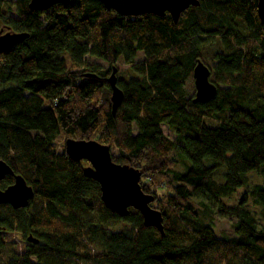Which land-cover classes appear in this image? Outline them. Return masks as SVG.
Here are the masks:
<instances>
[{
  "label": "trees",
  "instance_id": "trees-1",
  "mask_svg": "<svg viewBox=\"0 0 264 264\" xmlns=\"http://www.w3.org/2000/svg\"><path fill=\"white\" fill-rule=\"evenodd\" d=\"M29 2L0 0V27L27 33L0 54V160L34 190L24 208L0 204V249L11 247L0 264H264V25L257 0H199L176 23L169 14L122 16L99 0L45 11ZM216 42L207 63L205 48ZM138 52L144 59L136 62ZM118 59L134 76H117L123 99L113 114L107 78ZM198 60L217 87L207 102H194L184 88ZM61 133L107 144L113 161L140 168L163 233L144 226L134 208L124 217L106 208L98 182L83 173L87 162L56 144ZM249 172L262 182L248 184ZM13 182L5 176L0 189ZM240 188L239 202L228 205ZM216 215L234 220L220 239Z\"/></svg>",
  "mask_w": 264,
  "mask_h": 264
},
{
  "label": "water",
  "instance_id": "water-1",
  "mask_svg": "<svg viewBox=\"0 0 264 264\" xmlns=\"http://www.w3.org/2000/svg\"><path fill=\"white\" fill-rule=\"evenodd\" d=\"M68 0H30L29 8L45 11L55 3ZM106 9H113L122 16H138L154 14L163 16L168 13L176 23L180 14L189 6H198L199 0H99ZM257 15L264 25V0H257ZM27 37L26 33H18L7 29H0V54L11 50L17 43ZM87 75V74H86ZM93 76V75H87ZM195 96L194 102H207L217 91V87L209 79L210 69L198 60L193 68ZM107 82L111 89V109L115 114L122 102L123 92L117 86L116 67L113 66ZM65 154L73 161L87 162L83 173L100 186V199L104 206L120 217L129 213V208L138 210L143 218V225L155 227L163 233V217L159 210L151 206L153 195L145 193L140 185L141 170L128 164L113 161L110 146L93 139H76L67 137L64 143ZM7 175H12L14 182L4 189H0V204H9L14 209L24 208L33 198L34 190L25 179L15 174L13 169L0 160V181ZM29 241L37 239L28 237Z\"/></svg>",
  "mask_w": 264,
  "mask_h": 264
},
{
  "label": "rangeland",
  "instance_id": "rangeland-1",
  "mask_svg": "<svg viewBox=\"0 0 264 264\" xmlns=\"http://www.w3.org/2000/svg\"><path fill=\"white\" fill-rule=\"evenodd\" d=\"M10 1H13V0H10ZM11 10H12L11 15L16 16L14 7H12ZM217 48H219L218 42H216L215 45H213L212 47L205 48L206 60H204V61H206L207 63H210L211 54L213 53L214 49H217ZM143 59H144V54L142 52H138L136 57H135V61L138 62V61H141ZM86 61L88 64H95L100 68H105V69L108 68V64L99 58H95L92 56H86ZM114 66L116 67V76L121 77L123 79H127L129 77L134 76V74L131 72L130 65L124 63L121 59H118ZM109 75H108V77H109ZM220 87L223 88L224 86H222V84H220ZM184 88H185L187 96L190 97V96L194 95L195 86H194V79H193L192 75H190L189 78L186 80ZM161 130L170 139H174V137H175L174 133L171 132L167 128L166 125L162 124ZM66 138L67 137L64 136L62 133H61V135L59 134L57 136L56 144L58 145V147H60V148L63 147ZM93 140H95V139H93ZM86 165H87V163H86ZM247 175H248V184H254V183L262 182L260 175H258L257 173L249 172V173H247ZM243 190H244V188L238 189L236 192H234V194L232 195L231 198L225 199L224 201L228 205L237 204L242 197ZM233 221H234L233 218H230V217H220L217 215L214 217L213 222H212V228L215 231L217 238H219V239L223 238V236L225 234L228 235V234H231L233 232V228H232ZM113 226L115 229H119V228L126 229V226L123 223H114ZM85 242L86 243H85L84 248L90 249L91 251H93L94 247L92 245H90L87 240ZM10 256H11V247L10 246H7L5 249H0V263L7 261V259H9ZM83 264H85V263H83ZM87 264H93V263L87 262Z\"/></svg>",
  "mask_w": 264,
  "mask_h": 264
},
{
  "label": "flooded vegetation",
  "instance_id": "flooded-vegetation-1",
  "mask_svg": "<svg viewBox=\"0 0 264 264\" xmlns=\"http://www.w3.org/2000/svg\"><path fill=\"white\" fill-rule=\"evenodd\" d=\"M166 14H168V13H166ZM1 28H3V31L5 32V31H7V28H5V27H0V29Z\"/></svg>",
  "mask_w": 264,
  "mask_h": 264
},
{
  "label": "bare ground",
  "instance_id": "bare-ground-1",
  "mask_svg": "<svg viewBox=\"0 0 264 264\" xmlns=\"http://www.w3.org/2000/svg\"><path fill=\"white\" fill-rule=\"evenodd\" d=\"M27 34V33H26ZM142 175V174H141Z\"/></svg>",
  "mask_w": 264,
  "mask_h": 264
}]
</instances>
